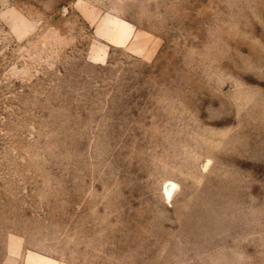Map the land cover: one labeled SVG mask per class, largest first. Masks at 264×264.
Masks as SVG:
<instances>
[{"label":"rangeland","instance_id":"1","mask_svg":"<svg viewBox=\"0 0 264 264\" xmlns=\"http://www.w3.org/2000/svg\"><path fill=\"white\" fill-rule=\"evenodd\" d=\"M0 264H264V0H0Z\"/></svg>","mask_w":264,"mask_h":264},{"label":"bare ground","instance_id":"2","mask_svg":"<svg viewBox=\"0 0 264 264\" xmlns=\"http://www.w3.org/2000/svg\"><path fill=\"white\" fill-rule=\"evenodd\" d=\"M170 195H171V192H170V191H167V190H165V196H166L167 198H169V197H170Z\"/></svg>","mask_w":264,"mask_h":264}]
</instances>
